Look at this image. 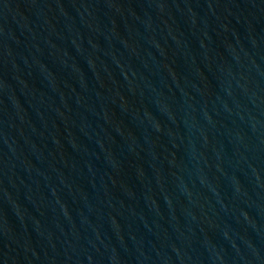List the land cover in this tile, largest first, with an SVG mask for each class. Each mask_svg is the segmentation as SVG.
I'll return each mask as SVG.
<instances>
[{
  "label": "water",
  "instance_id": "water-1",
  "mask_svg": "<svg viewBox=\"0 0 264 264\" xmlns=\"http://www.w3.org/2000/svg\"><path fill=\"white\" fill-rule=\"evenodd\" d=\"M0 264H264V0H0Z\"/></svg>",
  "mask_w": 264,
  "mask_h": 264
}]
</instances>
